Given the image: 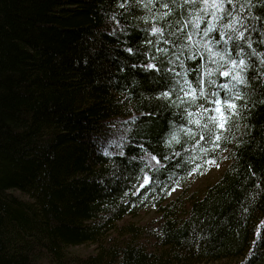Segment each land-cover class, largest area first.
I'll return each instance as SVG.
<instances>
[{
    "label": "trees",
    "instance_id": "16d2710c",
    "mask_svg": "<svg viewBox=\"0 0 264 264\" xmlns=\"http://www.w3.org/2000/svg\"><path fill=\"white\" fill-rule=\"evenodd\" d=\"M208 5L0 0V264H264V0Z\"/></svg>",
    "mask_w": 264,
    "mask_h": 264
},
{
    "label": "rangeland",
    "instance_id": "374dc122",
    "mask_svg": "<svg viewBox=\"0 0 264 264\" xmlns=\"http://www.w3.org/2000/svg\"><path fill=\"white\" fill-rule=\"evenodd\" d=\"M229 163V158L227 154H225L221 160L215 161V163H210L205 169L200 172L190 174L186 181L180 185L175 187L171 190L168 200H171L181 194L183 196L194 195L195 197L201 196L205 191L206 187L213 182H216L222 172L224 171L225 167ZM155 214V209L148 207L140 211L135 217L130 216L127 218L129 221L135 222H145L146 220L150 219ZM94 245H81L78 246L79 251H86L92 250ZM236 260H222L216 264H234Z\"/></svg>",
    "mask_w": 264,
    "mask_h": 264
},
{
    "label": "snow or ice",
    "instance_id": "6c2138e0",
    "mask_svg": "<svg viewBox=\"0 0 264 264\" xmlns=\"http://www.w3.org/2000/svg\"><path fill=\"white\" fill-rule=\"evenodd\" d=\"M191 2L194 3L195 0H191ZM204 2H205L206 5H208V0H204ZM224 2H225V0H212V3H211L210 5H208V6L211 7V8L218 9V10H223ZM227 2H228V3H231L232 0H227ZM198 26H199V25L197 24V27H198ZM226 26H227V27H233L232 24H228V25H226ZM215 30H216L215 25H212V26L208 27V28L204 31L203 35H204V36H208L210 32L215 31ZM155 31L158 32V31H160V30H159V29H155ZM241 36H243V33H241ZM189 39H191V37H189ZM229 39H231V37H229ZM239 63H240V65H243V64H244V61L241 60V61H239ZM235 64H236V61H233V65H234V66H235ZM150 67H153V66H150ZM223 75H224V76H228L229 73H228V72H224ZM233 79L236 80L237 83H244V79H243V77H241V76H233ZM223 87L226 88L227 85H224ZM164 95L166 96L167 93H165ZM236 98L239 99V98H240L239 95H237ZM217 103L219 104L220 102L217 101ZM228 107L231 108V109H235L237 106H236L235 104H229ZM216 112L220 113L221 116H224V113L221 111V109H220L219 107L216 108ZM212 120H213V122L215 123V122H216V117H213ZM227 123H228V118L225 117V118H224V121L221 122V123H219V127H220L221 129H224V128H225V125H226ZM219 139H220V137H217V140H219ZM153 159H155V157H153ZM211 163H215V161H211ZM145 183H148V181L146 180ZM141 187H143V185H141Z\"/></svg>",
    "mask_w": 264,
    "mask_h": 264
},
{
    "label": "bare ground",
    "instance_id": "6f19581e",
    "mask_svg": "<svg viewBox=\"0 0 264 264\" xmlns=\"http://www.w3.org/2000/svg\"><path fill=\"white\" fill-rule=\"evenodd\" d=\"M201 37H204V38H206L207 36H202L201 35ZM217 40V39H216ZM232 43V42H231ZM227 44L228 43H221V42H219V44H218V51H219V56H218V62H219V64L221 65H226V64H228L230 61H231V58H227L228 57V54H227V50H225L224 51V47L227 49ZM213 45V44H212ZM212 47H214V48H216V45H213ZM230 50H231V54L232 55H235V54H238V48H237V45H231L230 46ZM227 54V55H226ZM230 56V55H229ZM205 65H207V63H205ZM203 66H202V64L200 65V68H202ZM205 70V69H204ZM216 71V70H215ZM212 75H214L213 73H211ZM211 76V75H210ZM223 81H220V83H222ZM203 96V95H202ZM207 96V98H210V99H213V98H215V97H213V96H211V93L210 94H207L206 95ZM217 103V100H213V101H211L210 102V104L211 105H213V104H216ZM223 157V156H222ZM221 157V158H222ZM221 158L219 159V160H221ZM219 160H217V161H219ZM148 208V207H147ZM152 208V207H151ZM143 210V209H142ZM141 210V211H142ZM264 220V213L260 216V218L258 219V222L259 223H261V221H263ZM258 223V224H259Z\"/></svg>",
    "mask_w": 264,
    "mask_h": 264
}]
</instances>
